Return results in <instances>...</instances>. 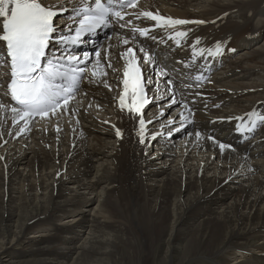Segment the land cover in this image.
Segmentation results:
<instances>
[{
    "label": "bare ground",
    "instance_id": "obj_1",
    "mask_svg": "<svg viewBox=\"0 0 264 264\" xmlns=\"http://www.w3.org/2000/svg\"><path fill=\"white\" fill-rule=\"evenodd\" d=\"M146 9L205 21L200 44L220 42L243 51L219 74L221 116L233 118L264 100V0H150ZM119 44L118 38L109 40L102 57L113 78ZM158 81L155 89L166 95V79ZM102 95L104 100L87 95L85 105L93 107L78 113L89 127L87 138L69 121L60 126L72 130L55 135V127H47L32 143L9 139L1 147L0 139V264L17 262V242L21 248L79 245L76 264H264V127L258 172L251 176L233 154H221L189 133L149 160L129 131L131 119L94 108L111 107L113 94ZM2 114L6 135L11 123ZM114 127L128 129L120 142ZM82 190L92 196L80 195ZM77 251L60 256L69 259ZM40 260L18 264H51Z\"/></svg>",
    "mask_w": 264,
    "mask_h": 264
},
{
    "label": "snow or ice",
    "instance_id": "obj_2",
    "mask_svg": "<svg viewBox=\"0 0 264 264\" xmlns=\"http://www.w3.org/2000/svg\"><path fill=\"white\" fill-rule=\"evenodd\" d=\"M137 0H91L90 3L84 4L82 7H73L71 9L60 3H50L48 0H0V41L4 42L6 46V56L0 53V67L10 58V76L11 80L8 84L11 99L16 102L18 107H12L11 111L19 120L24 121V126L19 129V132H24L31 119L40 116L41 118L56 115L59 110L68 111L70 100L74 99V93L79 90L81 77L88 71L87 67H65V65H72L73 62L79 65L83 63L87 65L92 57L85 53L83 57L73 55L70 52L64 53L60 49H50L53 43L62 44L67 48L66 38L61 33L59 26L54 24V19L62 15L64 12L70 13V19L73 24L78 22V26L65 25L70 33H73L72 43L76 44L82 40L85 34H89L97 30L101 26H111L110 17L123 20L125 15H132L125 13V8H135ZM119 9V10H118ZM141 15L150 17L157 21V26L161 28H174L177 25H185L189 23H203V21H189L185 19L165 18L159 15H153L151 12H143ZM139 19V16H136ZM131 24L132 21L127 22ZM121 28L126 27L125 24L119 25ZM140 37H148V28H133L131 40H136V33ZM187 32L175 31V37H186ZM153 40L156 37H151ZM124 44H129V39H124ZM200 38H196V45H199ZM140 52L145 53V49L140 47ZM50 51L53 53V58L49 59ZM204 49H200L202 54ZM222 51L221 43L215 44V51L212 48L208 49L209 55L219 54ZM59 52L60 55H56ZM127 61L126 67L123 71V94L118 97L121 110L127 107L130 113H135L138 116L139 123V142L145 143L146 124L153 123V121H146L143 118L142 109L148 103H151L147 97V93L151 87L159 88L160 84L157 81L153 84L151 77L145 78L143 76L142 68L138 65V57L134 47L126 49ZM193 51V55H195ZM95 57L99 58L100 52H94ZM123 53L121 56L123 57ZM145 60L152 62L154 57H149L145 54ZM63 61V63H61ZM111 67V64L108 65ZM95 75V72H93ZM166 77V84L168 91L171 92L173 81ZM58 79H65L71 81L68 86L58 84ZM199 80L200 78L197 77ZM130 95L131 104L126 105L125 98ZM197 95H200L197 93ZM183 102L177 101L175 95L168 98L167 106L169 108ZM195 103V101H192ZM183 106H187L186 103ZM219 107V105H215ZM249 113L248 115H254ZM160 116L165 118L164 111L161 110ZM182 119H187L182 117ZM231 119V118H230ZM238 119L243 120V117ZM14 123L18 121L13 118ZM174 123L173 120H167L166 125L169 126ZM255 122H253V128ZM179 128H174L167 133L169 137L173 135L174 131H179ZM252 130V129H249ZM162 133L150 134L151 139H156L157 135ZM116 135L121 136L119 129L116 130ZM197 137L200 133H196ZM209 139H214L209 137ZM230 145L219 143V148L223 152ZM2 159V157H0Z\"/></svg>",
    "mask_w": 264,
    "mask_h": 264
},
{
    "label": "rangeland",
    "instance_id": "obj_3",
    "mask_svg": "<svg viewBox=\"0 0 264 264\" xmlns=\"http://www.w3.org/2000/svg\"><path fill=\"white\" fill-rule=\"evenodd\" d=\"M263 31H264V28H263ZM262 42V41H261ZM262 46H261V44H260V46H259V48H263L264 47V41L262 42ZM100 190V189H99ZM123 191H125V192H128L127 190H123ZM80 193V195H82V196H92V195H89V192L88 191H84V190H82V191H80L79 192ZM87 198V197H86ZM95 198V197H94ZM94 198H92V199H94ZM127 198H124L123 200H126ZM39 203V199H37V204ZM183 202L181 201V204H182ZM44 207H46V205H43ZM39 208H41V207H39ZM96 208V207H95ZM5 222V220H3L1 223H4ZM34 223V222H33ZM98 229H95V231H97ZM90 236V235H89ZM18 244H20L19 242H17V244H16V247L14 248V249H17L16 251V253H14V255H16V257H14V258H17L15 261H17V262H14V264H18V262H20V261H22V262H27L28 261V263H29V261L32 259L33 260V262H31L30 261V263H34V262H37L36 260H38V258L39 259H41L40 261H47V262H50L51 264H76V262H77V259L79 258H77L76 256L79 254L78 253V251L76 250V247H78L79 245H75V247H74V245H64V244H59V243H51V244H48L47 243V245L46 244H42V245H38V246H28V247H23V248H21V247H19V245ZM25 246H27V245H25ZM64 246V247H63ZM51 247V248H50ZM70 249H69V248ZM72 247V248H71ZM38 248V249H37ZM40 248V249H39ZM44 248V249H43ZM49 248V249H48ZM75 249V253H76V251H77V254H73L72 256H70L69 257V259L68 258H62L61 256H60V254L62 253V254H68V252H69V250L71 251V249ZM13 249V248H12ZM23 249V250H22ZM43 249V250H42ZM41 250V251H40ZM63 250V251H62ZM65 250H68V251H65ZM46 251V252H45ZM51 252V253H50ZM38 253V254H37ZM59 255V256H58ZM80 256V255H79ZM1 257H3V256H1ZM76 257V258H75ZM103 258H106V257H103ZM69 261H68V260ZM75 259V260H74ZM25 260H27V261H25ZM73 260V261H72ZM75 261V262H74ZM5 262H7L6 260H5ZM79 263H81V262H79Z\"/></svg>",
    "mask_w": 264,
    "mask_h": 264
}]
</instances>
